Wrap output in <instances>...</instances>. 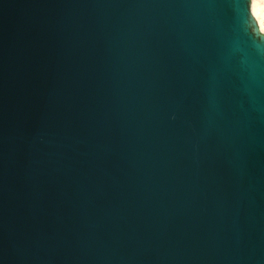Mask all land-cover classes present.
<instances>
[{
  "label": "water",
  "instance_id": "water-1",
  "mask_svg": "<svg viewBox=\"0 0 264 264\" xmlns=\"http://www.w3.org/2000/svg\"><path fill=\"white\" fill-rule=\"evenodd\" d=\"M0 264H264L251 0H0Z\"/></svg>",
  "mask_w": 264,
  "mask_h": 264
},
{
  "label": "bare ground",
  "instance_id": "bare-ground-1",
  "mask_svg": "<svg viewBox=\"0 0 264 264\" xmlns=\"http://www.w3.org/2000/svg\"><path fill=\"white\" fill-rule=\"evenodd\" d=\"M251 11L257 20L260 30L264 33V0H251Z\"/></svg>",
  "mask_w": 264,
  "mask_h": 264
}]
</instances>
